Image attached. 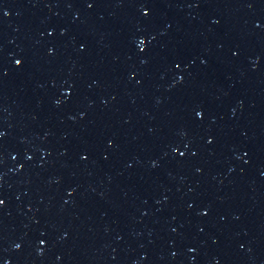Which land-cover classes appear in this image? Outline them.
I'll return each instance as SVG.
<instances>
[{
	"label": "water",
	"instance_id": "1",
	"mask_svg": "<svg viewBox=\"0 0 264 264\" xmlns=\"http://www.w3.org/2000/svg\"><path fill=\"white\" fill-rule=\"evenodd\" d=\"M0 264H264V0H0Z\"/></svg>",
	"mask_w": 264,
	"mask_h": 264
}]
</instances>
